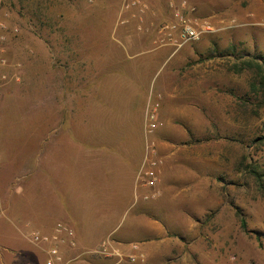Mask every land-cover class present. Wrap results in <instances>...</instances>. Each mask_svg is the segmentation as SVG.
Here are the masks:
<instances>
[{
    "label": "crops",
    "instance_id": "1",
    "mask_svg": "<svg viewBox=\"0 0 264 264\" xmlns=\"http://www.w3.org/2000/svg\"><path fill=\"white\" fill-rule=\"evenodd\" d=\"M101 45L107 48L95 62L80 55V85L72 80L65 85L71 116L65 135L55 140L65 149L46 145L35 154L38 173L18 196L17 211L9 206L1 219L6 242L0 264H37L19 248L21 240L26 241L25 226L50 233L59 222L73 229L79 248L95 247L112 234L115 248L142 256L123 264H264V205L247 193L257 167L250 168L247 156L225 150L228 145L213 153L206 151V143L187 146L183 135L171 137L174 122L198 124L200 115L172 103L180 91L197 87L195 78L202 76L184 72L179 78L190 79L188 84L167 82L169 64L183 56L171 55L168 48L154 49L148 38ZM76 72L73 66L68 69L70 79ZM151 90L164 95L158 110L167 126L158 134L163 164L153 189H136L145 134L144 128L143 134L132 131V116L144 126ZM90 108L97 111L99 122L94 136L85 130ZM33 183L31 198L27 189ZM146 194L152 197L144 200ZM110 262L86 256L74 264Z\"/></svg>",
    "mask_w": 264,
    "mask_h": 264
},
{
    "label": "rangeland",
    "instance_id": "2",
    "mask_svg": "<svg viewBox=\"0 0 264 264\" xmlns=\"http://www.w3.org/2000/svg\"><path fill=\"white\" fill-rule=\"evenodd\" d=\"M137 2L132 7V0H0V224L9 206L16 210L23 187L38 173L35 154L46 145L65 149L55 140L68 129L71 115L65 85L71 80L80 85V55L87 54L95 62L99 51L107 48L101 45L104 42L152 40L155 33L151 32L169 21L182 2L192 20L234 26L206 34L176 53L182 54L181 60L169 64L172 74L165 78L167 82L188 84L190 79L179 78L184 72L202 76L195 78L197 87L180 91L172 103L200 115L198 124L174 122L171 137L183 135L187 146L206 143V151L213 153L228 145L225 150L247 156L250 168L256 166L264 174V0ZM71 66L77 76L70 79ZM167 90L171 92L169 86ZM158 94L163 100L164 95ZM90 109L85 130L94 136L99 122L97 111ZM132 118V131L140 129L143 134L144 126ZM157 121L151 140L162 159L158 134L167 126L158 115ZM255 185V177L250 176L248 197L264 205ZM35 187L33 183L24 192L32 198ZM24 229L25 238L34 230L28 225ZM5 240L0 234V249ZM21 241L19 248L44 264L39 250L27 239Z\"/></svg>",
    "mask_w": 264,
    "mask_h": 264
},
{
    "label": "built area",
    "instance_id": "3",
    "mask_svg": "<svg viewBox=\"0 0 264 264\" xmlns=\"http://www.w3.org/2000/svg\"><path fill=\"white\" fill-rule=\"evenodd\" d=\"M137 4V0H132V7H136ZM187 12H189V8L186 3H180L179 9L174 11L173 17L169 21L161 23L155 32H151L155 33L152 39L154 49L168 48L171 55H174L186 46L198 42L206 34L217 33L234 26L232 22L229 25L219 27L211 25L209 22L200 23L190 19ZM145 30L148 31V29ZM159 107L160 95L151 90L144 111V156L135 174L134 185L136 189L154 188L163 164L162 159L157 155L155 143L151 140L158 127ZM151 197V195H145L142 198L147 200ZM26 239L43 253L44 264H74L86 256L109 260L111 261L109 264L132 263L142 258L141 255L138 257L132 254L126 255L115 248L112 234L105 237L95 247L79 248L73 229L61 222L56 223L50 233L30 231ZM131 248L136 249L137 247ZM78 250L80 252L77 255L66 254L68 251Z\"/></svg>",
    "mask_w": 264,
    "mask_h": 264
},
{
    "label": "trees",
    "instance_id": "4",
    "mask_svg": "<svg viewBox=\"0 0 264 264\" xmlns=\"http://www.w3.org/2000/svg\"><path fill=\"white\" fill-rule=\"evenodd\" d=\"M250 64V63H249ZM249 66H251V64L249 65ZM252 67V66H251ZM253 172V174H254V177H255V181H256V183L258 184V187H259V189L262 191V193L264 194V183H263V181H262V174H260V173H257L256 171H252Z\"/></svg>",
    "mask_w": 264,
    "mask_h": 264
}]
</instances>
